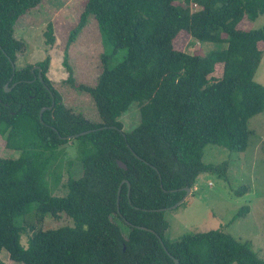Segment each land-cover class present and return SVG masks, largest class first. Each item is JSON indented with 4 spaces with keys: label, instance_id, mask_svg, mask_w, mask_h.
I'll list each match as a JSON object with an SVG mask.
<instances>
[{
    "label": "trees",
    "instance_id": "obj_1",
    "mask_svg": "<svg viewBox=\"0 0 264 264\" xmlns=\"http://www.w3.org/2000/svg\"><path fill=\"white\" fill-rule=\"evenodd\" d=\"M42 1L0 0V137L16 153L0 158V264L3 250L17 264H264L249 243L223 230L170 241L158 211L181 201L201 174L215 172L203 161L208 145L238 153L249 147V120L264 112V87L254 80L264 28L240 25L264 15V0H87L73 34L94 19L112 55L126 52L114 66L112 55L102 59L93 87L76 86L66 54L68 83L91 95L98 121L66 108L47 77L49 57L34 72L15 65L24 48L15 25ZM182 33L218 48L179 51ZM46 36L55 43L52 24ZM53 103L41 121V109ZM132 104L141 120L127 132L119 119ZM75 142L83 175L70 176L56 196L62 177L54 169L62 147ZM33 212L73 225L36 229L24 224Z\"/></svg>",
    "mask_w": 264,
    "mask_h": 264
},
{
    "label": "rangeland",
    "instance_id": "obj_2",
    "mask_svg": "<svg viewBox=\"0 0 264 264\" xmlns=\"http://www.w3.org/2000/svg\"><path fill=\"white\" fill-rule=\"evenodd\" d=\"M86 1L43 0L36 8L20 17L14 28V37L24 43V48L17 53L15 65L18 69L32 66L33 72L49 57L47 77L60 93L66 108L75 115L82 114L90 121H98V111L91 95L68 83L70 73L64 66L67 54L76 86L93 87L102 71V59L113 53L112 46L94 19H90L73 34ZM245 21L240 28H264V15L254 22ZM48 24H52L54 29L55 43L52 45L47 44ZM70 38H73L72 41ZM175 48L192 55H203L218 46L214 43L202 44L189 34L182 33L175 41ZM125 54L121 50L112 55L109 65L119 63ZM212 76L218 77L219 74ZM254 80L264 87V56ZM119 120L127 132L137 127L141 120L138 105L132 104ZM249 129V147L243 153L230 152L216 145L205 148L203 161L215 167V172L201 174L191 193L184 197V205L165 211V218L169 222L166 237L170 241L200 232L223 230L237 240L249 243L257 256L264 259V112L249 120ZM62 151L61 168L54 169L62 177L58 188L53 191L56 196L65 194L62 185L67 183L70 176L79 179L83 175L77 143L66 144ZM15 155V152L4 146V139L0 137V158ZM27 223L33 224L36 229L73 225L64 216L60 219L51 216L41 219L35 212L26 217L24 224ZM31 234L28 231L23 235V244H27ZM1 259L5 264H17L10 260L5 250L1 253Z\"/></svg>",
    "mask_w": 264,
    "mask_h": 264
},
{
    "label": "water",
    "instance_id": "obj_3",
    "mask_svg": "<svg viewBox=\"0 0 264 264\" xmlns=\"http://www.w3.org/2000/svg\"><path fill=\"white\" fill-rule=\"evenodd\" d=\"M13 67L15 68V66H14V64H13ZM35 68H38V67H35ZM39 69V68H38ZM34 71V70H33ZM39 78L42 80V75L41 74H39ZM5 91L6 92H9V91H11V88H8V85H6L5 86ZM53 105H54V103L52 104V106L51 107H44V108H42L41 109V111H40V119H41V121H42V116H43V113L45 112V111H47V109H52V107H53ZM90 132L89 131H87V132H83V133H81V134H78V135H74V136H70V137H67V139H69V140H71V139H76V138H78V137H80V136H83V135H86V134H89ZM118 165L121 167V168H123V169H127V167L121 162V161H118ZM124 182H127L128 183V181H124ZM185 190V192H186V195L184 196V197H186V196H188L189 195V193H191V188H185L184 189ZM119 195H120V190L118 191V202H119ZM185 199L186 198H183L181 201H179L178 203H176L174 206H172L171 208H169V209H161V210H158V211H162V212H165V211H167V210H170V209H176V208H178L179 206H181L184 202H185ZM139 229H142V230H145V231H149V232H151V233H155L153 230H151V229H148V228H145V227H138ZM161 244H162V246H164V244H163V242L161 241ZM166 250V249H165ZM167 251V250H166ZM179 262H178V260H174V264H178Z\"/></svg>",
    "mask_w": 264,
    "mask_h": 264
},
{
    "label": "flooded vegetation",
    "instance_id": "obj_4",
    "mask_svg": "<svg viewBox=\"0 0 264 264\" xmlns=\"http://www.w3.org/2000/svg\"><path fill=\"white\" fill-rule=\"evenodd\" d=\"M34 72V71H33Z\"/></svg>",
    "mask_w": 264,
    "mask_h": 264
}]
</instances>
